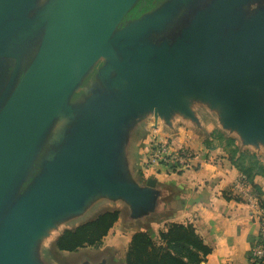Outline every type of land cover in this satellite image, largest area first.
Masks as SVG:
<instances>
[{
	"label": "water",
	"instance_id": "95a60500",
	"mask_svg": "<svg viewBox=\"0 0 264 264\" xmlns=\"http://www.w3.org/2000/svg\"><path fill=\"white\" fill-rule=\"evenodd\" d=\"M140 1L0 0V264H50L46 242L104 204L166 217L136 169L151 122L208 112L264 152V0Z\"/></svg>",
	"mask_w": 264,
	"mask_h": 264
},
{
	"label": "crops",
	"instance_id": "0c3cea01",
	"mask_svg": "<svg viewBox=\"0 0 264 264\" xmlns=\"http://www.w3.org/2000/svg\"><path fill=\"white\" fill-rule=\"evenodd\" d=\"M201 121L203 129L200 131L181 119L175 121L172 130L162 126V136L176 148L189 147L198 152L193 168L181 173L162 171L161 174L143 173L140 176L143 181L150 177L157 179L158 184L170 192L167 203L171 211L162 219L160 231L171 223L191 224L212 249L204 264H252L248 255L260 233V211L247 200L238 202L229 197L236 195L233 187L240 176L234 161L248 152L256 154L264 165V152L242 148L236 137L222 131L215 118L204 120L201 116ZM230 139L234 140L232 145L228 144ZM144 149L141 151L144 152ZM234 150L237 153L232 161ZM254 182L261 188L264 200V176L256 175ZM119 224L121 218L104 242H109L117 253L124 252L126 258L135 232L128 230L127 226L119 232ZM145 231L154 241L160 240L159 230Z\"/></svg>",
	"mask_w": 264,
	"mask_h": 264
},
{
	"label": "trees",
	"instance_id": "16d2710c",
	"mask_svg": "<svg viewBox=\"0 0 264 264\" xmlns=\"http://www.w3.org/2000/svg\"><path fill=\"white\" fill-rule=\"evenodd\" d=\"M232 142L234 143V140L230 139L228 144L232 145ZM205 143L209 146L208 141ZM233 153L232 161L237 150ZM234 164L246 178L256 195L260 209L264 211L262 190L254 182L256 175L264 176V165L256 154L248 152L234 161ZM229 198L244 202L236 195ZM120 218L121 213L118 210L103 212L73 230H66L58 237L54 246L56 250L66 253H76L87 247L99 248ZM159 236L160 240L156 242L145 230L134 233L126 253V264H204L212 253V249L204 243L191 224L171 223L165 230L160 231ZM260 237L259 233L255 243H252V250L260 241ZM252 250L248 255L252 264H264V257L258 262L252 261Z\"/></svg>",
	"mask_w": 264,
	"mask_h": 264
},
{
	"label": "rangeland",
	"instance_id": "374dc122",
	"mask_svg": "<svg viewBox=\"0 0 264 264\" xmlns=\"http://www.w3.org/2000/svg\"><path fill=\"white\" fill-rule=\"evenodd\" d=\"M163 2V0H141L138 5H143L144 9L143 12H146L148 9L152 8L155 5H157L159 2ZM165 1V0H164ZM137 5V6H138ZM201 116L204 120H207L208 118H213L215 116H211L208 112H201ZM153 125V123H152ZM152 125H150L149 128H145L144 132H140V135L135 143L134 147V155H135V162H136V169L140 172V174L144 173L145 170V162H146V153L141 151L144 148H146L149 144V142L153 139V128ZM161 131V130H160ZM162 136V132H158ZM142 134V135H141ZM163 137V136H162ZM194 150V149H193ZM145 151V149H144ZM195 151V150H194ZM197 154L198 152L195 151ZM199 157V154H198ZM193 168V166L191 167ZM190 168V169H191ZM189 170V169H188ZM153 178V177H152ZM106 210H119L121 213V224L118 225L119 232L123 231V227L127 226L130 231H134L135 233L140 230H162V216H157L152 219L147 220L144 223H135L134 225H128L126 223L127 217H128V209L122 204H119L118 206H110V205H102L100 206L93 215L89 217V220L94 219L98 214H101L102 212ZM168 214V213H167ZM73 226V225H71ZM57 239V234L50 239V241L46 242V248L48 249V261L50 264H78L83 259H88L89 261L93 263L99 262L101 259L106 258L109 264H125L126 258L125 253L120 251L117 253L109 242H103V244L99 248H92L87 247L84 249L79 250L76 253H65L60 252L56 250L54 244Z\"/></svg>",
	"mask_w": 264,
	"mask_h": 264
},
{
	"label": "built area",
	"instance_id": "2783aa9c",
	"mask_svg": "<svg viewBox=\"0 0 264 264\" xmlns=\"http://www.w3.org/2000/svg\"><path fill=\"white\" fill-rule=\"evenodd\" d=\"M153 139L145 148L146 162L144 173L161 174L162 171L171 173H181L193 166L198 158V154L189 147L176 148L167 138L162 137L158 132H162V125L157 128L152 126ZM161 130V131H160ZM233 192L236 196L253 203L260 211V241L252 250V261L258 262L264 257V211L260 209L255 193L247 183L246 178L240 174L236 181Z\"/></svg>",
	"mask_w": 264,
	"mask_h": 264
}]
</instances>
